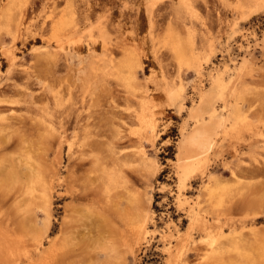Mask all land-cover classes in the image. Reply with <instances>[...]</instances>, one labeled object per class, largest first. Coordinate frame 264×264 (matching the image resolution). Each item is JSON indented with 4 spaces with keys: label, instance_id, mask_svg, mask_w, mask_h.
<instances>
[{
    "label": "rangeland",
    "instance_id": "1",
    "mask_svg": "<svg viewBox=\"0 0 264 264\" xmlns=\"http://www.w3.org/2000/svg\"><path fill=\"white\" fill-rule=\"evenodd\" d=\"M188 4L0 0L8 263L43 252V264H167L185 234V264H264V0ZM219 74L227 132L204 173L179 187L187 110ZM148 212L147 239L135 243Z\"/></svg>",
    "mask_w": 264,
    "mask_h": 264
},
{
    "label": "bare ground",
    "instance_id": "2",
    "mask_svg": "<svg viewBox=\"0 0 264 264\" xmlns=\"http://www.w3.org/2000/svg\"><path fill=\"white\" fill-rule=\"evenodd\" d=\"M152 1L155 2L158 0H147V2H150V5ZM188 1L190 0H173V3L176 8L178 7L180 8V7L188 6L189 5ZM101 29L103 30V28ZM223 87H224V81L222 75L219 74L212 79L211 87L208 90L201 89L199 91L198 93L199 101L196 104H193V106L190 107L189 110H187L188 120L185 121V123L181 128V138L177 144L176 166H177L179 187H183L186 184V182L189 181L191 178H193L195 175L199 173H204L206 169V165L208 164L207 162L209 160V157L212 156L213 152L217 148L221 137L225 135V133L227 132L226 131L227 122L232 114L231 113L226 114L228 111V107H230V105L228 104L229 102L225 101L226 96H224L223 94V96L225 97L224 100L222 93L220 92L221 88ZM178 93L180 92L178 91ZM168 99L170 102H172V105L176 104L177 102V106L179 110H184L183 103L182 101L179 100L178 96L173 95V93H169ZM221 101L222 103L220 104L219 102ZM140 119L143 120L142 118ZM145 120L142 123L145 122L144 126L146 127V132L148 134H154L155 130L158 128L157 125L158 120L154 117V113H151L150 118L149 119L145 118ZM82 195L86 197V194H82ZM151 215L148 212L145 215L141 216L139 220L140 222L137 227V231L134 236L135 243L136 242L138 243L143 239L144 240L147 239V235L149 233L147 222L151 217ZM195 219L196 217L193 220ZM106 220L108 224H110L109 231H110V235L112 236L111 237L112 241L119 243L118 242L119 226L118 227L116 226L117 223L119 222L118 216L113 217L111 213H108ZM204 227H205V231H207L206 234L207 238L212 239V242L208 241L209 242L208 244L212 245V243H214L215 241V234L213 230H211V228H209L207 225H205ZM170 236L172 235L170 234ZM185 236H186L185 234H184V238L182 237L180 238L178 236L179 241H177V245H176L177 249L174 246H172L175 248L174 250L171 247L168 248L167 264H185L184 263L185 256L183 257V253H186L185 252L186 250L184 251V248H186V246L188 247L187 242L188 240L191 239L190 236L188 235L186 237ZM5 250L6 249L2 246L0 239V264H10L8 263L9 261L5 256L6 255ZM211 250L213 251V249ZM42 253L38 254L39 259L37 260L36 264H43L45 262V261L43 262L44 256L42 255ZM30 257L32 259V256ZM29 262L30 264H35V262L32 260ZM17 264H21V263L18 261Z\"/></svg>",
    "mask_w": 264,
    "mask_h": 264
}]
</instances>
